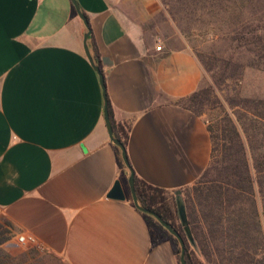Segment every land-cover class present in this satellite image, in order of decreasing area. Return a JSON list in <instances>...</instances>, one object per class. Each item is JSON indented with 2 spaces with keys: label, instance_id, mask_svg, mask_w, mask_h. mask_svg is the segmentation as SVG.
<instances>
[{
  "label": "crops",
  "instance_id": "0c3cea01",
  "mask_svg": "<svg viewBox=\"0 0 264 264\" xmlns=\"http://www.w3.org/2000/svg\"><path fill=\"white\" fill-rule=\"evenodd\" d=\"M77 2L114 117L131 126L134 171L171 194L192 186L211 141L205 115L176 101L202 86L201 61L151 27L160 0ZM87 31L72 0H0V223L11 230L0 248L15 260L35 248L65 264H179L175 236L155 241L134 204ZM117 181L124 200L108 197ZM17 233L37 245H17Z\"/></svg>",
  "mask_w": 264,
  "mask_h": 264
},
{
  "label": "trees",
  "instance_id": "16d2710c",
  "mask_svg": "<svg viewBox=\"0 0 264 264\" xmlns=\"http://www.w3.org/2000/svg\"><path fill=\"white\" fill-rule=\"evenodd\" d=\"M176 2L188 7L224 10L225 14L234 16L249 14L248 19L242 20L247 32L243 31L238 40L257 62L249 66L264 68V0ZM225 4L228 6L223 9ZM92 49L94 62L103 72L93 39ZM107 100L114 136L127 148L131 126L115 119L108 96ZM176 103L197 115H203L206 108L217 109L215 117L206 120L211 141L210 162L200 178L181 191L189 230L180 217L177 193L171 194L135 172L139 202L180 232L186 242L187 264H264V99L235 94L221 100L212 86L207 85ZM118 158L125 166L121 150ZM142 213L152 225L155 241L160 240L161 231L170 234L154 216ZM4 232L0 223V245L9 239ZM174 239L178 244V263L182 264L181 246Z\"/></svg>",
  "mask_w": 264,
  "mask_h": 264
},
{
  "label": "rangeland",
  "instance_id": "374dc122",
  "mask_svg": "<svg viewBox=\"0 0 264 264\" xmlns=\"http://www.w3.org/2000/svg\"><path fill=\"white\" fill-rule=\"evenodd\" d=\"M160 2L162 11L151 27L154 26L160 30L161 35L166 36L171 48L187 47L194 52L205 73L202 86H212L221 100L227 95L235 94L264 99V68L249 66L257 62L238 40L243 31L247 32L242 20L248 19L249 14L240 16L237 13L234 16L225 14L224 10L216 11L209 7L183 6L176 0ZM226 6L228 5L225 4L223 9ZM213 9L215 11L211 12ZM216 113L217 109L206 108L203 114L208 120L213 119ZM2 224L4 235L10 236V225L6 221ZM4 248H0V264H65L58 258L39 255L35 248L26 249V253L16 260L11 259Z\"/></svg>",
  "mask_w": 264,
  "mask_h": 264
},
{
  "label": "water",
  "instance_id": "95a60500",
  "mask_svg": "<svg viewBox=\"0 0 264 264\" xmlns=\"http://www.w3.org/2000/svg\"><path fill=\"white\" fill-rule=\"evenodd\" d=\"M72 3L74 5L79 17L82 19L86 28L88 29L87 33L84 36L85 51H86V54H87L89 61L93 65L95 71L98 73L99 78H100V83H101V86L103 88V95H104V100H105L104 112H105V119H106L108 131H109V134H110L112 141L120 148L123 161H124L125 165L127 166V168L129 169V184H130L134 204L142 212H145V213H148V214L154 216L161 223V225L164 228H166L173 236H175L177 238V240L179 241L180 246H181V263L187 264V261H186V242H185L183 236L180 234V232L178 230H176V228H174V226L172 224H170L169 222L164 220L157 212H155V211H153L147 207L142 206L141 203L139 202V199H138L137 193H136V188H135V171H134V169L130 163L127 148L122 141H120L119 139H117L114 136L113 125H112V122L110 119V113H109V109H108L105 76H104L103 72L101 71L100 67H98L96 65V63L94 62L93 56H92L90 49H89L88 41H89L92 33H91V30L89 27L88 19H87L86 15L82 12L81 7H80L79 3L77 2V0H72ZM177 196H178L177 201H178V205H179V213H180L181 220H182L183 224L186 226L187 230H189L186 209H185L184 202L181 198V192H178ZM108 197L113 198V199H118V200H124L126 198V194L122 188L120 181H117L114 184L113 188L111 189V191L108 194Z\"/></svg>",
  "mask_w": 264,
  "mask_h": 264
},
{
  "label": "built area",
  "instance_id": "2783aa9c",
  "mask_svg": "<svg viewBox=\"0 0 264 264\" xmlns=\"http://www.w3.org/2000/svg\"><path fill=\"white\" fill-rule=\"evenodd\" d=\"M16 242L22 245H28V244H31L33 246L37 245L36 237L33 234H27V233H17Z\"/></svg>",
  "mask_w": 264,
  "mask_h": 264
}]
</instances>
